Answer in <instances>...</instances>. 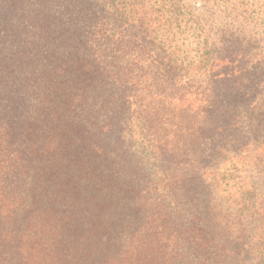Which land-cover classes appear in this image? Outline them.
Wrapping results in <instances>:
<instances>
[{
  "label": "trees",
  "instance_id": "trees-1",
  "mask_svg": "<svg viewBox=\"0 0 264 264\" xmlns=\"http://www.w3.org/2000/svg\"><path fill=\"white\" fill-rule=\"evenodd\" d=\"M203 1L264 39L255 0ZM148 2L0 0V264H264L257 188L235 201L232 176H205L227 160L229 173L264 165L263 58L244 81L181 82V63L216 60L189 46L169 56ZM184 19L200 39L205 20ZM194 94L198 111L182 110ZM197 183L235 212L208 225Z\"/></svg>",
  "mask_w": 264,
  "mask_h": 264
},
{
  "label": "rangeland",
  "instance_id": "rangeland-1",
  "mask_svg": "<svg viewBox=\"0 0 264 264\" xmlns=\"http://www.w3.org/2000/svg\"><path fill=\"white\" fill-rule=\"evenodd\" d=\"M148 1V3L150 4L156 3L154 2L155 0ZM157 1L162 3V7L152 4L151 9L153 11H156L152 14L166 18V23L168 24V26H166L163 30H168L169 32L165 34L162 30L156 31L153 33V36L156 38V42L164 39V36H161L162 34L172 37L173 45L168 52L169 56L173 58V54L175 53L177 54V56H179L178 58H181L182 61V46H189L193 50L190 57L192 56V58L197 60L196 52L198 53L202 49L204 54L209 55L210 61H212V59L216 60L214 61L213 66L211 65V63L210 65H195L187 71L182 70L181 63L180 68L175 71L174 76L181 80V82L185 81H182L184 72L189 73V76H195V80L197 82H205L207 76L215 75L217 73L232 74V78L230 81H244L241 79L239 70H241L242 68H247L248 70V68L251 67L254 62H256L252 61L251 56H253V58L256 56H258L257 58L260 59L263 58L262 63L264 66V39H261L262 36H253L252 32L250 31V27H244L241 24H237L234 20L218 16L216 9H212V7L204 3L203 0ZM255 2L258 3L257 5H255V8L260 7V10H257L255 14L256 17L258 16L257 22L264 23V0H255ZM182 8L189 12V16L182 15V13H184ZM189 17H191L192 20H197L199 18L205 20L203 27L204 31L201 32L200 35H198L200 36V39L195 37L193 27L192 29L185 27L184 18L188 19ZM186 26H190V23H187ZM205 40H207V43L203 44L202 42H204ZM247 44H250V46L247 47ZM192 69L195 71L197 70L196 72L199 71V73L196 74V72H194L193 74L192 72H190ZM263 75L264 69L263 71L259 72V75L257 77H255L256 81L260 82L263 78ZM251 80H254V77L251 76L250 78H245V81ZM200 99V96L196 94L192 95L191 97H185L182 102V110L187 107L192 112L198 111V109L200 108L198 100ZM228 163H230V160L225 161V163L221 166V171L218 175L213 174V172L216 170L215 168H212L211 170H209V168L206 169L205 172H207V174L205 176H209V180H211L213 176H223L224 174L225 176H232L231 179L234 184V186L232 187V191L236 192L233 195L235 201L238 197L239 186L241 184L242 186H250L252 184V186L257 189L253 191V198L251 199V202H255V206L262 203L264 207V165L260 168H256L254 167L255 161L247 162L243 166L240 163L237 165L238 171L229 173L230 171L227 170L229 168ZM224 165L225 168L223 167ZM207 166L211 165L208 164ZM204 167L205 166L202 165V168ZM192 191L194 192V195L197 196L196 200L199 204L196 208L197 214H199L200 217L204 218L208 225L214 224V217L215 215H218V210L220 209H222L223 213L227 209H229V211L232 210L233 212H235V206H231L229 205V203H226L225 199L221 197L220 190H206L205 188L199 187L197 183ZM220 201L223 204V206L221 207L217 205L218 203H220ZM250 213H252V211H249V214ZM251 216L254 218L253 214H251ZM251 224L254 225L255 222L252 221Z\"/></svg>",
  "mask_w": 264,
  "mask_h": 264
}]
</instances>
